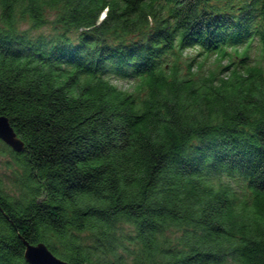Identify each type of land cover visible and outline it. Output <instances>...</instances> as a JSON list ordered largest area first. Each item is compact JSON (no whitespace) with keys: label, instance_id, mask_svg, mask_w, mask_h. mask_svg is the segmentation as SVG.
<instances>
[{"label":"trees","instance_id":"trees-1","mask_svg":"<svg viewBox=\"0 0 264 264\" xmlns=\"http://www.w3.org/2000/svg\"><path fill=\"white\" fill-rule=\"evenodd\" d=\"M0 116V264H264V0H0Z\"/></svg>","mask_w":264,"mask_h":264},{"label":"rangeland","instance_id":"rangeland-1","mask_svg":"<svg viewBox=\"0 0 264 264\" xmlns=\"http://www.w3.org/2000/svg\"><path fill=\"white\" fill-rule=\"evenodd\" d=\"M53 15H49L48 19H52ZM40 32L44 33V34H49L50 30H45V28H43ZM243 48H241L239 51H241ZM250 56L252 59H256L258 57V55L260 56L261 51L259 50V47L257 48V45L252 47L250 49ZM185 57L189 58V57H193L195 56L196 61L200 62L203 59V56H199L198 54H196L195 50H187L185 52ZM215 57H210L208 58L204 63H203V67H204V71H208L207 69H212L216 66L215 64ZM227 63L223 62L221 65H226ZM229 73L225 72V74L223 75V77H228ZM112 83L117 85L118 88L122 89V90H127L129 89V85L131 84V80H120V79H111ZM133 82V81H132ZM3 143H0V180L2 182V184L4 185V187L6 189H13L12 188V182L15 179V176L17 174H19L18 170L16 169L14 162L12 160V156L8 154V152L4 149L3 147ZM5 146V145H4ZM6 147V146H5ZM58 259L64 260L59 256H56Z\"/></svg>","mask_w":264,"mask_h":264},{"label":"water","instance_id":"water-1","mask_svg":"<svg viewBox=\"0 0 264 264\" xmlns=\"http://www.w3.org/2000/svg\"><path fill=\"white\" fill-rule=\"evenodd\" d=\"M0 141L9 147L13 152L23 151V143L16 137L8 120L0 116ZM24 260L27 264H68L53 255L44 244L29 245L24 244Z\"/></svg>","mask_w":264,"mask_h":264}]
</instances>
